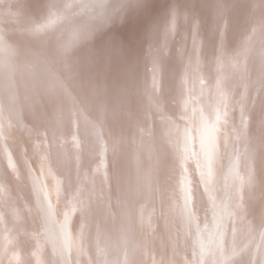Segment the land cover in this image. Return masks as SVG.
<instances>
[{
    "label": "bare ground",
    "instance_id": "obj_1",
    "mask_svg": "<svg viewBox=\"0 0 264 264\" xmlns=\"http://www.w3.org/2000/svg\"><path fill=\"white\" fill-rule=\"evenodd\" d=\"M262 41L264 0H144L45 95L0 93V264H229L258 246Z\"/></svg>",
    "mask_w": 264,
    "mask_h": 264
},
{
    "label": "clouds",
    "instance_id": "obj_2",
    "mask_svg": "<svg viewBox=\"0 0 264 264\" xmlns=\"http://www.w3.org/2000/svg\"><path fill=\"white\" fill-rule=\"evenodd\" d=\"M144 0H0V93L43 96L53 73L74 66L101 41L133 21ZM15 6V12H12ZM43 26L44 30H38ZM76 36L72 48L65 40ZM264 47V41H262ZM245 217L259 245L249 244L229 264H264V206Z\"/></svg>",
    "mask_w": 264,
    "mask_h": 264
},
{
    "label": "rangeland",
    "instance_id": "obj_3",
    "mask_svg": "<svg viewBox=\"0 0 264 264\" xmlns=\"http://www.w3.org/2000/svg\"><path fill=\"white\" fill-rule=\"evenodd\" d=\"M102 43H104V41H101L100 43H98V45L95 47V49L93 50V52L94 51H96V50H99L100 49V46L102 45ZM100 44V45H99ZM102 47V46H101ZM99 48V49H98ZM93 52H91V53H93ZM94 54V53H93ZM86 65H87V63H81V65L79 66L80 67V69L82 70V72L84 71V69H85V67H86ZM88 67H89V70H87V68H86V71H84L85 73H89L92 69V65L91 66H89L88 65ZM91 67V68H90ZM83 72V73H84ZM18 130V129H17ZM17 134L20 136V138H21V132L20 131H17ZM8 139H10V137L8 138ZM23 147H24V145H22ZM26 146V145H25Z\"/></svg>",
    "mask_w": 264,
    "mask_h": 264
}]
</instances>
